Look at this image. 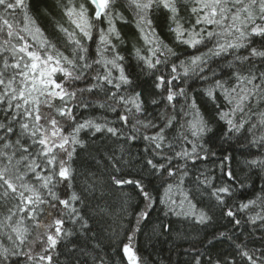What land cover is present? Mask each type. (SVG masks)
I'll return each instance as SVG.
<instances>
[{
	"label": "snow or ice",
	"instance_id": "snow-or-ice-1",
	"mask_svg": "<svg viewBox=\"0 0 264 264\" xmlns=\"http://www.w3.org/2000/svg\"><path fill=\"white\" fill-rule=\"evenodd\" d=\"M53 7L50 38L38 0H0V264H148L133 243L155 203L146 176L177 218L152 234L188 243V264H264V0ZM125 187L144 208L106 235L108 194L126 204Z\"/></svg>",
	"mask_w": 264,
	"mask_h": 264
},
{
	"label": "trees",
	"instance_id": "trees-1",
	"mask_svg": "<svg viewBox=\"0 0 264 264\" xmlns=\"http://www.w3.org/2000/svg\"><path fill=\"white\" fill-rule=\"evenodd\" d=\"M55 0H38V7L48 10V19L41 21L43 27H46L47 33L52 34L50 38H54L55 23L60 20L58 10L53 7ZM125 33V39L127 43L124 45L125 48H131L133 44H137L136 39V30L131 25L123 28ZM142 41H139V44H142ZM95 47V45H92ZM177 51L180 53L181 58L183 56L191 54L192 50L185 51L183 48H178ZM131 63H135L132 58H129ZM140 83L144 88L150 87V81H147L143 76L140 77ZM197 84H194L193 87H197ZM104 114L103 110H97L96 112L88 111L84 112V116H97ZM109 119H115L114 114H108ZM219 133L217 132V137H215L214 148L222 143L219 140ZM224 148L229 152H232L237 159H240V152L238 150V145L233 143L232 148H229L228 144H224ZM135 150V149H134ZM218 155L221 153L217 148ZM211 167V165H209ZM252 181L255 182L256 188L258 189L261 184H264V181L260 180L258 177L253 175ZM144 184L148 191L152 192L153 197L155 198V203L152 208L149 209V223L148 226L143 229L142 232H139L134 240V246L136 247L138 254L148 261V264H188V261L191 259V254L187 251L189 248L188 243L183 242L181 239L177 238L176 234L171 235H153L152 228L153 226H158L161 222L168 223L169 221H175L177 218L174 215L165 216V213L168 211V207L165 204L160 203V197L164 195V188L161 186L159 180L152 176H146ZM119 189L111 191L108 194V202L112 205V215L106 218L105 226L108 229L106 235H110L113 230L120 234V238H124L125 233L128 229L135 226L136 216L134 213H138L144 208L145 202L143 199L137 195L136 191L130 187H125L122 191L128 194V202L125 204L120 196ZM251 189L245 195H250ZM173 198L179 200V193L173 192ZM241 198L238 194L237 199ZM123 205L126 208V212L121 211V206ZM187 228V225L183 226ZM231 226L229 225V228ZM219 230H224L220 228ZM240 230L238 229L237 232ZM203 236V234H201ZM209 238L211 237V231L208 233ZM108 243V241H106ZM215 243V242H214ZM207 247V245H205ZM229 251V242L222 241L215 243V246L211 248L213 255L218 253H225ZM119 255V253H117Z\"/></svg>",
	"mask_w": 264,
	"mask_h": 264
}]
</instances>
